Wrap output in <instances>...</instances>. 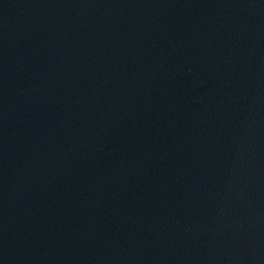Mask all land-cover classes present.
Segmentation results:
<instances>
[{
    "label": "water",
    "instance_id": "water-1",
    "mask_svg": "<svg viewBox=\"0 0 264 264\" xmlns=\"http://www.w3.org/2000/svg\"><path fill=\"white\" fill-rule=\"evenodd\" d=\"M0 264H264L223 0H0Z\"/></svg>",
    "mask_w": 264,
    "mask_h": 264
}]
</instances>
